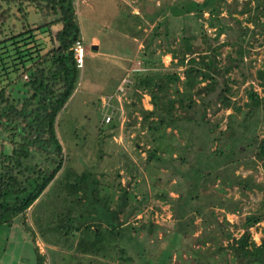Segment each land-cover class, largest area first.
Masks as SVG:
<instances>
[{"label":"rangeland","instance_id":"374dc122","mask_svg":"<svg viewBox=\"0 0 264 264\" xmlns=\"http://www.w3.org/2000/svg\"><path fill=\"white\" fill-rule=\"evenodd\" d=\"M184 1L187 0H74L85 57L84 65L79 69L77 87L55 122L57 138L64 150V164L32 208L27 210L25 223L16 220L12 225L0 227V264H35L33 242L43 254L42 264H125L121 260L111 261L77 253L74 247L77 238L71 235L72 231H69L67 241L63 236V229L67 227L68 230L69 226L67 210L71 211L70 216L81 214L82 219L79 221L83 224L90 221V172L100 185L96 194L101 197L102 204H111L114 208L122 188L126 187L134 195L129 201V207L125 209V213H129L128 221L134 224L152 221L161 226L155 234L149 233V236L144 235V230L141 231L139 238L143 241L144 238L148 239L145 256L140 259L135 254L136 248L131 246L129 252L134 260L129 264H146V260L157 264L156 255H159L169 239L174 238L176 222L173 210L169 203L155 197L156 193L166 191L172 198L181 195L186 197L190 206L199 202L207 204L206 211L213 209L216 219L222 223L221 233L214 224H210L208 229L220 236L223 245L243 232L242 223L246 215L264 211V168L250 152L246 153L252 157L249 166L241 164L232 172L222 173L224 177L228 173L231 179L234 175L249 177L252 184L249 189L220 182L219 179L207 181L203 185V180L192 178L190 165L194 163L192 159L195 156L190 153L186 154V163L175 158L177 152L171 155L162 153L166 159L163 163H158L154 158H146V149L152 146V136L146 121L156 118L152 116L146 121L143 118L140 109L151 110L153 105L148 92L136 87V74L148 71L177 72L180 77L177 85L182 89L184 67L177 64L176 59L165 49L177 47L180 44L179 38L189 35L191 31H198L200 23L210 36H214L215 28L207 25L208 13H204L203 17H195L192 13L180 16L172 14L171 7ZM246 1L225 0L229 7L225 3L221 5V13L217 16L220 21L216 23L227 28L217 40H212L214 44L230 42L219 48V66L228 63V54L237 57V49H242V63L221 76L219 83L222 88L224 81L228 82L232 90V101L244 109L248 89L252 88L264 97V87L256 78V70L264 66V27L246 21V14L238 13L246 6ZM249 6H253V2ZM24 7L30 13L29 22L37 25L45 21L32 5L25 3ZM13 11L20 15L16 6L12 7ZM263 19L260 17L261 21ZM156 25H159L158 31L162 36L154 30ZM244 27H250L246 36L235 42L238 35L245 31ZM58 28L59 24H53L49 28L43 27L41 32L36 30L34 39L42 48V53L51 46L49 32H55ZM165 29L168 30V39H163ZM19 30L21 20L13 16L3 27L0 25V40ZM195 44L204 50L205 44L199 39ZM93 45L97 46L96 51ZM20 49L23 51L17 53L15 45L0 43V87L11 86L6 84L9 79L15 80L14 66L19 70L22 67L21 60H25V64L29 63L25 47ZM206 82L198 86H204ZM7 90L14 99L21 97L16 86L11 90L7 87ZM194 98L199 101L196 95ZM210 98L213 104L206 110V118L209 120L207 126H212L215 129L213 133L218 134L226 128L228 115L233 109L220 108V103L215 104V93ZM198 110L197 114L187 112L197 122L200 121L203 108ZM107 115L111 116L108 122L104 120ZM259 116L262 122L255 133L261 137L264 135V107ZM181 123L186 127L192 125L191 121L183 120ZM166 132H172L178 137L176 130L170 131L167 128ZM185 134L180 137V142L185 141L188 133ZM7 141L6 133L0 131V152L10 151L11 146ZM216 146L217 142L209 144L207 152ZM34 153L35 157L28 163L43 160V155ZM211 172L218 174L219 169L215 166ZM83 173H86V178H82L81 186L80 183L77 185L78 177ZM195 187L198 188L199 196ZM217 200L223 201L230 208H238L234 213L227 212L216 207ZM201 222V217H196L192 237L179 239L181 249L173 253L171 264H194L192 248L196 249L199 243H195L193 237L206 233ZM224 232L231 233L232 237L227 240ZM250 233L256 243H260L264 237V221L251 227Z\"/></svg>","mask_w":264,"mask_h":264},{"label":"trees","instance_id":"16d2710c","mask_svg":"<svg viewBox=\"0 0 264 264\" xmlns=\"http://www.w3.org/2000/svg\"><path fill=\"white\" fill-rule=\"evenodd\" d=\"M250 2H253V6H249ZM25 3L36 8L45 21L37 25L29 22L30 13L25 9ZM223 3L225 0H187L171 7L175 16L192 13L195 17H203L204 13H208L207 25L215 28L214 36H210L200 23L198 31H191L189 35L179 38L180 44L177 47L165 49L176 59L177 64L184 67L182 89L177 85L180 80L177 72L161 71L138 72L135 76L136 87L148 92L153 105L151 110L140 109L144 120L152 116L156 118L146 121L152 136V146L146 149L147 160L154 158L158 163H163L166 162L164 153L171 155L177 152L175 158L186 163V154L190 153L195 156L192 159L194 163L190 165L192 178L203 180V185L207 181L219 179L220 182L249 189L252 186L249 177L234 175L231 179L228 173L225 177L222 173L232 172L241 164L249 166L252 159L246 155L249 152L264 168V135L259 137L255 133L262 122L259 115L264 107V97L252 88L248 89L244 109L232 101V90L227 81H224L221 88L219 78L239 66L243 58L239 47L237 57L228 54V63L222 66L217 64L220 46L230 44L229 41L213 43L227 28L216 23L220 21L217 16L221 13ZM245 5L238 13L246 14V21L264 27V19L260 20V17H264V0H248ZM13 6L18 8L20 15L12 12ZM225 6L228 8L229 4L225 3ZM13 16L21 20V30L5 36L0 43L15 45L17 53H21L23 50L20 47L24 46L29 63L25 64V60H21L22 67L19 70L14 66L15 80L9 79L6 84L11 86L0 87V131L6 133L7 142L11 146L9 152H0V227L12 225L16 220L25 223L27 210L63 167L64 150L57 138L55 122L58 113L77 87L80 69L76 65L72 49L76 40L80 39L74 0H0V25L3 27ZM53 24H59V28L55 32H49L51 46L42 53V48L34 39L35 32H41L43 27L49 28ZM244 28L245 31L238 35L235 42L243 40L250 29ZM154 30L157 32L159 25ZM158 35L162 36L160 32ZM163 39H168L167 29ZM198 39L205 44L204 50L195 44ZM148 63L145 65H149ZM24 75H27V79H24ZM256 78L264 87V66L256 70ZM203 81H207L206 84L198 86ZM15 86L16 91L21 93L18 99H14L7 90V87L11 90ZM217 88L220 89L216 91ZM213 93L216 97L215 104L220 103V108L233 109L228 115L226 128L218 134L213 133L215 129L212 126H207L209 120L206 118V110L213 104L210 98ZM194 95L199 98L198 102ZM200 107L203 110L200 121L197 122L187 112L197 114ZM237 113H240L239 117ZM183 120L191 121L192 125L183 126ZM167 128L170 131L176 130L178 137L172 132L167 133ZM185 133H188L185 141L180 142V137H184ZM213 142H217L216 148L207 152V146ZM34 152L43 155V160L28 163L35 157ZM215 166L219 172L214 175L211 170ZM92 177L94 176L90 172V221L83 224L79 221L82 219L81 214L70 216L71 211L67 210L69 226L67 225L68 230L67 227L63 229L65 241L68 240L69 231H72L71 235L77 238L74 245L77 253L111 261L121 260L129 264L134 260L129 252L132 246L136 248L135 254L143 259L148 239L144 238L143 241L139 234L143 230L144 235L155 234L161 226L152 221H142L140 224L128 221L129 213L126 214L125 209L129 207V201L134 195L126 187L122 188L114 208L111 204H102L101 197L96 194L100 185L97 178ZM82 178H86V173L79 175L77 185H82ZM194 190L199 196L198 188L195 187ZM155 197L170 204L176 222L174 238L169 239L159 255H156L157 264H171L173 253L181 249L179 239L184 236L192 237L196 217H201L206 233L193 237L195 243H199L196 249L192 248L194 264H264V237L260 243H256L250 233L251 227L264 221V211L246 215L242 223L243 232L223 245L220 236L208 229L210 224H214L221 233L222 223L216 219L213 209L206 211L207 204L199 202L190 206L186 197L179 195L178 198H172L166 191L156 193ZM215 205L231 213L238 208H230L221 200ZM78 221L79 224L75 225ZM223 234L227 240L232 237L229 232ZM32 246L35 264H42L43 254L35 242ZM144 263L152 264V261L146 260Z\"/></svg>","mask_w":264,"mask_h":264},{"label":"built area","instance_id":"2783aa9c","mask_svg":"<svg viewBox=\"0 0 264 264\" xmlns=\"http://www.w3.org/2000/svg\"><path fill=\"white\" fill-rule=\"evenodd\" d=\"M73 52L74 57L76 60L77 67L81 68L84 64V54H85V47L81 39L76 40L75 44L73 45ZM24 78H27V75H24ZM126 80V79H125ZM124 80V81H125ZM126 82V81H125ZM111 116L107 115L104 120L108 122Z\"/></svg>","mask_w":264,"mask_h":264},{"label":"crops","instance_id":"0c3cea01","mask_svg":"<svg viewBox=\"0 0 264 264\" xmlns=\"http://www.w3.org/2000/svg\"><path fill=\"white\" fill-rule=\"evenodd\" d=\"M93 47H94V51H96V49H97V46L96 45H93ZM84 57H85V54H84ZM84 65V64H83ZM62 169V168H61ZM57 176V175H56ZM32 208V207H31Z\"/></svg>","mask_w":264,"mask_h":264}]
</instances>
